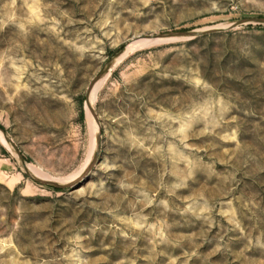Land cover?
Segmentation results:
<instances>
[{
    "label": "rangeland",
    "instance_id": "obj_1",
    "mask_svg": "<svg viewBox=\"0 0 264 264\" xmlns=\"http://www.w3.org/2000/svg\"><path fill=\"white\" fill-rule=\"evenodd\" d=\"M253 16L264 0H0V126L48 179L98 152L54 189L0 135V264H264V24L229 27ZM131 47L97 123L87 86Z\"/></svg>",
    "mask_w": 264,
    "mask_h": 264
},
{
    "label": "water",
    "instance_id": "obj_2",
    "mask_svg": "<svg viewBox=\"0 0 264 264\" xmlns=\"http://www.w3.org/2000/svg\"><path fill=\"white\" fill-rule=\"evenodd\" d=\"M244 23H250V24H264V16H253V17H243L240 19L235 20L229 27H234L240 24ZM222 27H211L207 29H201V30H194V29H178V30H169L161 33H157L155 35H147L146 38H161V37H169V36H185V37H196V36H202L210 33H215L218 31H221ZM124 48H121L118 50L113 56H111L103 65L102 67L97 71V73L92 77L90 80L86 93H85V103L86 106L88 107L89 111L91 112L93 118L95 121L98 123V116L97 113L95 112L93 106L89 102V93L95 83L103 78L109 70L112 68V66L115 64L116 59L119 55H121L124 52ZM0 133L6 142L15 154L17 155L19 162L21 164L23 173L30 178L31 180L41 184V185H46V186H51L54 188L58 189H65V188H72L80 184L81 181H83L89 172V170L93 167L95 162L97 161V155L98 152H95L93 155L92 159L89 161L88 165L86 166L85 170L79 175L76 179L68 182H62L58 180H52V179H43L35 176L33 173L29 171V168L27 167V163L25 161V158L23 154L21 153V150L18 148L17 144L13 141V139L9 136L7 131L3 128L0 127Z\"/></svg>",
    "mask_w": 264,
    "mask_h": 264
},
{
    "label": "bare ground",
    "instance_id": "obj_3",
    "mask_svg": "<svg viewBox=\"0 0 264 264\" xmlns=\"http://www.w3.org/2000/svg\"><path fill=\"white\" fill-rule=\"evenodd\" d=\"M141 43H143V41L141 42ZM138 44H140V43H138ZM137 44V45H138ZM136 45H134L133 47H135ZM133 47H131V48H127V49H125V51L123 52V54L122 55H124V54H126L128 51H130ZM121 55V56H122ZM120 56V57H121ZM119 57V58H120ZM104 78V77H103ZM103 78H101L100 80H98L96 83H95V85L93 86V88L91 89V91H90V93H89V102L91 103V105H92V92H93V90H94V88L95 87H97V86H99L98 84H99V82L103 79ZM0 135H1V133H0ZM1 137H2V135H1ZM8 145V144H7ZM9 146V145H8ZM10 147V146H9ZM27 167L29 168V171L31 172V173H33L35 176H37V177H39V178H43V179H48V175H46L44 172H42L41 170H39V169H37L36 167H34V166H32V165H29L28 163H27ZM81 173H79V174H77L76 176H74V179H76L79 175H80ZM73 179V180H74ZM58 181H62V182H68L69 180H63V179H60V180H58Z\"/></svg>",
    "mask_w": 264,
    "mask_h": 264
},
{
    "label": "trees",
    "instance_id": "obj_4",
    "mask_svg": "<svg viewBox=\"0 0 264 264\" xmlns=\"http://www.w3.org/2000/svg\"><path fill=\"white\" fill-rule=\"evenodd\" d=\"M1 127V126H0ZM1 128H3V127H1ZM49 187H51V186H49ZM52 188H54V187H52ZM54 189H58V188H54Z\"/></svg>",
    "mask_w": 264,
    "mask_h": 264
}]
</instances>
